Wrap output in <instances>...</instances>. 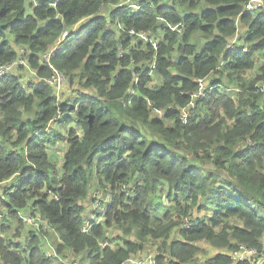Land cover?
I'll list each match as a JSON object with an SVG mask.
<instances>
[{
	"label": "trees",
	"instance_id": "trees-1",
	"mask_svg": "<svg viewBox=\"0 0 264 264\" xmlns=\"http://www.w3.org/2000/svg\"><path fill=\"white\" fill-rule=\"evenodd\" d=\"M245 1L139 0L136 9L122 4L102 14L118 0H0V63L24 46L36 76H0V204L7 213L19 222L22 209L41 215L58 234L56 250L72 251L79 264H124L148 238L166 249L167 256L154 255L157 264L165 257L191 262L200 240L261 254L264 93L254 90L264 80V53L254 77L243 73L264 50V10L244 12ZM236 17L247 32L228 45ZM130 29L146 32L155 49ZM196 33L202 45L191 41ZM58 40L47 64L42 55ZM50 66L78 92L59 99L47 82ZM209 73L217 79L181 122L196 79ZM155 74L160 83L150 86ZM234 79L240 90L232 97L225 91ZM152 108L163 116H150ZM57 141L66 145L61 159L49 152ZM10 177L19 179L5 186ZM98 190L97 217H85L83 202ZM166 198L174 211L164 208ZM112 226L134 232L135 242L100 246ZM174 231L179 238L167 244ZM27 233L21 243L0 237V264H66L44 256L42 232ZM205 262L264 264L227 254Z\"/></svg>",
	"mask_w": 264,
	"mask_h": 264
},
{
	"label": "rangeland",
	"instance_id": "rangeland-1",
	"mask_svg": "<svg viewBox=\"0 0 264 264\" xmlns=\"http://www.w3.org/2000/svg\"><path fill=\"white\" fill-rule=\"evenodd\" d=\"M162 1H164V0H162ZM137 3H139V0H118V2L115 4L109 3V4L104 5V7H103L104 9H102L101 13L105 14L106 11H108L109 9H111L113 7L121 6L122 4L131 5L132 9H136ZM199 9H200V7L197 8V10H199ZM238 36H239V32L237 31V35L234 36L235 38L229 39V42L231 43L233 40H234V42H236ZM191 41L193 43L198 44V45H202L206 41V39L203 36H201L199 33H196L193 35ZM56 42L57 41H54L51 45H49V48L53 47L56 44ZM14 46H15V48L18 47L17 45H14ZM26 53H27L26 47L23 46V48H19L18 49V56L16 57V59L25 58V60L27 61ZM175 56H177V55H175ZM255 56H256V58L255 57L254 58L256 60V67H257L258 64L261 62V60L259 58V54H256ZM224 65H225L224 61H219V63H218L219 68L223 67ZM256 67L253 70L247 71L245 76L246 77L252 76L256 72ZM31 68L32 67H30L29 64L26 62V66H23V65L12 66L9 73H13V74L17 75L21 81L25 82L27 80L35 79V76H34L35 71ZM215 79H217V74L209 73L206 77V82L210 83L212 81H215ZM158 83H160V76L155 74L152 77V82L150 83V86H156ZM79 89H80V86L78 84L69 85L67 80H65L63 82V84L61 86V90L57 94V96H59L58 97L59 99L69 97V96L75 94L76 92H78ZM225 92L229 93L232 96H236L237 86H236V80L235 79L229 83L228 88L226 89ZM163 113H164V109L154 108V111H153L154 116L162 117ZM61 145L62 144L60 143V141H57L56 149L58 151L61 149ZM9 184H10V182H6L5 186H9ZM92 188H93V186L91 187V189ZM1 194H2V190L0 191V195ZM92 197H94V198L96 197L97 199H100L103 197V195H102V192L100 190L95 191V192L91 191L90 195L88 196V198L85 201V204H83L85 207V211H84L83 215L85 217H87L88 215L93 216V217H97V208L95 207L94 203H92ZM106 198H107V196H106ZM165 202H166V205L164 208L165 209H171L174 211V203H173L172 199L166 198ZM212 209H214V207L206 209L205 211H202V212L201 211L197 212L196 210H193L192 217H195L197 215L201 216V217H205V215L209 214V212H211ZM28 212L29 211L21 210L20 212L17 213L21 219V222H19L18 219H15L14 217L10 216V214L7 213L6 209L0 204V237H6V238L13 240L14 242L21 243L23 237L28 234L26 231H29V230L34 231L33 226L25 224L24 220H23L24 214H27ZM228 220H230V219L228 218ZM224 222L225 221H222L221 224ZM217 229H219V228L217 227ZM40 231L43 234H45L46 243L48 245H50L51 247H54L57 243V237L54 234V232L52 230H45V229L40 230ZM14 238H16L17 241H15ZM174 238H179L177 231H174L170 235V238L167 239V244H169V242L171 241L170 239H174ZM104 239L107 240L104 243H107V244L109 243L111 245H114L116 242H118L122 245L123 239H127L129 241L135 242L134 232H131L130 234L125 235L122 233L121 229L119 227H116V226H112V227H109L106 229V235H105ZM160 243H161V239L148 238V240H146V242L143 243V246L140 250L131 254L130 260H133V261L142 260L149 253L151 255H159L160 251H162L161 253L163 256H167L166 249L164 246H163L164 250L159 249ZM199 247H200V248H198L199 252L195 256V258H193V260L191 261L192 263L191 262H189V263L193 264L200 259L206 260L210 256H213L215 254V252L220 250V249H225L229 254H231V258L233 259V261H237L239 259H237L233 256L234 252L239 250L243 246H240L239 248H237V250H229L226 248H218V247L212 246L207 241L200 240ZM60 256H61V258H67L68 260H71V261H76V259L77 260L79 259L78 256L73 255L66 250L63 251L62 253H60ZM252 260H253V262H260V263L264 262V250L259 255H256V253H255V255L253 257H251V261ZM149 261L152 264L155 263L154 259L151 257L150 259H145L143 264H148ZM189 263H186V264H189Z\"/></svg>",
	"mask_w": 264,
	"mask_h": 264
},
{
	"label": "built area",
	"instance_id": "built-area-1",
	"mask_svg": "<svg viewBox=\"0 0 264 264\" xmlns=\"http://www.w3.org/2000/svg\"><path fill=\"white\" fill-rule=\"evenodd\" d=\"M125 5H127V4H125ZM128 6L130 8H132L131 5H128ZM262 10H264V0H246L243 4V11L244 12L255 13L258 11H262ZM128 31H129V34L134 36V37L142 39L143 41L151 42L152 47L155 49V47H156L155 41L146 32H143V31L136 32L133 29H130ZM65 34H66V32H64L62 34V36H65ZM59 41L60 40L57 41L56 45L49 48L47 51H45L43 53V55H42L43 60L46 61L47 64H49V58L51 56V53L58 46ZM18 65L26 66L25 58L14 59L11 62H6V63H0V76L5 74V73H9L12 66H18ZM152 65H153V63H152ZM50 67H52V66H50ZM52 69H53L54 73L50 78H48L47 81L52 86L54 92L56 94H58L61 90V86H62L63 82L65 81V76L63 74H61L60 72L56 71V69H54V67H52ZM206 77L207 76H203V77H199L196 79L197 89L192 93L190 102L180 109L179 115H180L181 122L185 123L187 121L189 111L192 110V108L194 107V99L201 97L205 94V91L207 88ZM134 81H137L136 76L134 77ZM24 220L27 223L34 226L35 228H37L38 227L37 221H40L41 217H40V215L36 214L35 216H26L24 218ZM183 224H184V226H187L189 224V221L185 219L183 221ZM84 230H85V228H84ZM242 246L243 247H241L239 250L234 252L235 258H237L239 260H244V259L251 258L255 255L254 249L248 248L245 245H242ZM150 258L151 257H148L146 259H150ZM152 258L155 259L154 255L152 256ZM164 259L165 260L160 264H169V262L167 261L168 257H165ZM144 261H145V259L133 261V260H130V258H129L125 264H143ZM67 264H79V262L77 260L76 261L69 260V261H67ZM148 264H152V263L149 261ZM154 264H157V263L155 262ZM193 264H207V263L205 262L204 259H200Z\"/></svg>",
	"mask_w": 264,
	"mask_h": 264
},
{
	"label": "crops",
	"instance_id": "crops-1",
	"mask_svg": "<svg viewBox=\"0 0 264 264\" xmlns=\"http://www.w3.org/2000/svg\"><path fill=\"white\" fill-rule=\"evenodd\" d=\"M244 4V3H243ZM242 8H243V5H242ZM253 14V13H252ZM235 26H236V31H235V33L231 36V37H228L227 39H228V42H227V44L228 45H230L231 43L229 42V39H233V38H235L234 36H236L237 35V31L239 32V36L237 37V41L239 42V43H241L242 42V40L244 41V36L246 35V32H247V27H246V25H244L240 20H239V18L238 17H236L235 18ZM239 27V28H238ZM56 44H57V42H56ZM55 44V45H56ZM243 49V48H242ZM243 50H245V49H243ZM264 53V50H262V51H259V52H255V54H254V57L256 58V54H259V58H260V60H261V62L259 63V64H261L262 63V61H263V57H262V54ZM255 58H254V61L256 62V60H255ZM42 61H44L43 60V58H42ZM259 64H258V66H259ZM258 66L256 67V63H255V65H254V67L252 68V69H249V70H246L244 73H243V75H244V77H246L245 76V74H246V72L247 71H250V70H253L255 67H256V72L252 75V76H250V77H246V78H252V77H254L257 73H258ZM35 76V75H34ZM36 77V76H35ZM37 79H38V77H37ZM36 79V80H37ZM48 79V78H47ZM45 80V79H44ZM48 82V81H47ZM50 84V83H49ZM206 84H207V88H206V91H205V93L208 91V90H210L211 89V86H210V83H207L206 82ZM229 85V84H228ZM228 85H227V87H226V89L228 88ZM64 90V89H63ZM240 90V88L239 87H237V92ZM255 92L254 93H256L257 91H260V92H262V93H264V80H259V81H257L256 83H255V90H254ZM91 92V90H88V93H90ZM229 94V93H228ZM205 95V94H204ZM203 95V96H204ZM230 95V94H229ZM237 95V94H236ZM230 96H232V95H230ZM57 97H59V96H57ZM202 97V96H201ZM232 97H234V96H232ZM67 97H65V98H62L61 100H63V99H66ZM196 99V98H195ZM194 99V100H195ZM150 106V103L148 102V107ZM153 111H154V108H152L151 110H149V115L150 116H153V117H157V116H154L153 115ZM163 116V115H162ZM158 118H161V117H158ZM74 125V123L73 122H70L69 124H68V126H73ZM52 126H53V129H55V130H59L61 127V125H57V123H55V122H52ZM57 143V142H56ZM60 143L62 144L61 145V149L58 151L57 149H56V144H54L53 146H52V148L49 150V152L53 155V154H57V156H58V158L59 159H61V157H62V154H63V152H64V150H65V143L64 142H62V141H60ZM18 179L19 178H15V177H10L8 180H6L5 181V183L6 182H10V184H14V183H16V181H18ZM4 183V184H5ZM2 186H0V191L2 190V188H1ZM86 201V200H85ZM85 201L83 202V204H85ZM95 205V207H96V204H94ZM22 210H26V211H28L27 209H22ZM21 210H19L18 212H20ZM36 214H32L30 211L27 213V214H24V217H23V220H24V218L26 217V216H35ZM40 217H41V220L40 221H37V223H38V227L37 228H35L34 226H33V228H34V231L35 232H41L40 230H52L53 232H54V234L56 235V237H57V243L60 241L59 240V237H58V234H57V232L53 229V227H51L50 226V224L44 219V218H42V216L40 215ZM24 223L25 224H28V225H31V224H29V223H27L25 220H24ZM29 231H32V230H29ZM29 231H26V232H29ZM105 235H106V233H105ZM6 238V237H5ZM26 237L24 236L23 237V239L22 240H24ZM45 234H42V236H41V244L43 245V249H44V256L45 257H51V256H53V257H57V259L59 260V261H61V262H64V263H66L67 264V261H69L67 258H61V256H60V253H62V252H58L57 250H56V245L54 246V247H51L50 245H48L47 243H46V240H45ZM14 240L15 241H17V239L16 238H14ZM107 241V240H106ZM106 241H104V242H106ZM104 242H101L100 243V246H106V245H110L111 247H116V246H119V245H121L120 243H118V242H116L114 245H111V244H107V243H104ZM56 243V244H57ZM104 243V244H103ZM66 251H68L69 253H71V254H73V255H76V254H74L72 251H70V250H68V249H65ZM64 250V251H65ZM216 254H227V255H229L230 257H231V254H229L225 249H220V250H218V251H216L215 252V254L214 255H216ZM213 255V256H214ZM77 256V255H76ZM153 255H151L150 253L144 258V259H146V258H148V257H152ZM234 256V255H233ZM131 257V256H130ZM210 257H212V256H210ZM232 259V258H231ZM77 260V259H76ZM79 260V259H78ZM77 260V261H78ZM233 260V259H232ZM79 262V261H78Z\"/></svg>",
	"mask_w": 264,
	"mask_h": 264
}]
</instances>
